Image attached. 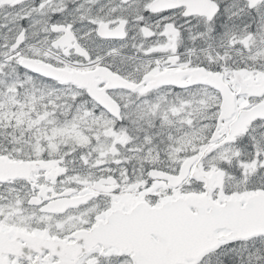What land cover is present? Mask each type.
<instances>
[{
	"label": "snow or ice",
	"instance_id": "snow-or-ice-1",
	"mask_svg": "<svg viewBox=\"0 0 264 264\" xmlns=\"http://www.w3.org/2000/svg\"><path fill=\"white\" fill-rule=\"evenodd\" d=\"M0 264H264V0H0Z\"/></svg>",
	"mask_w": 264,
	"mask_h": 264
}]
</instances>
